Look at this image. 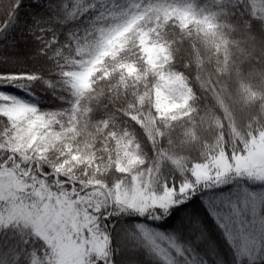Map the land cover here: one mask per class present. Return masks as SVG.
Here are the masks:
<instances>
[{
  "label": "trees",
  "instance_id": "16d2710c",
  "mask_svg": "<svg viewBox=\"0 0 264 264\" xmlns=\"http://www.w3.org/2000/svg\"><path fill=\"white\" fill-rule=\"evenodd\" d=\"M82 2L23 0L24 7L17 9L7 30L0 33V51L9 58L22 59L8 60L0 67L34 73L41 79L28 89L0 87V92L53 117V129H61L58 124L69 129L65 135L74 146L84 149L83 165L91 172L98 170L93 181L102 185L96 189L106 193L126 179L118 170L123 146L138 162L134 173L147 176L145 185H155L159 192V184L178 182L183 179L179 174L195 165L211 162L226 152L242 154L232 150L264 130V0H247L242 7H236L238 0H109L102 18L90 24L83 16L74 15ZM11 7V0H0V15L10 13ZM162 8L187 10L192 20L185 24L175 14L164 15ZM131 14H139L136 23L109 43L77 94L71 73L77 68L74 60L79 47L97 29ZM38 28L52 29L61 40L72 34L78 37L72 48L65 46L59 68L39 54ZM143 35L147 45L158 50L152 64L142 48ZM21 45L25 50L16 55L12 48ZM44 80L58 82V87L49 89ZM158 92L171 110L163 113L159 109ZM58 155L59 151L53 150L40 158L23 160L16 152L11 121L0 106V164L30 186L41 183L69 198L88 196L92 187L81 182L85 176L74 173V178H66L52 173L51 165L60 160ZM60 182L65 184L59 186ZM19 193L16 202L37 208L33 197ZM251 195L264 200V184L233 178L222 187L194 196L189 207L181 206L177 223L193 216L194 205L200 222L195 232L187 226L169 227L171 217L159 223L131 213L109 217L107 223L120 229L113 232V247L117 248V237L125 226L133 233L142 227L175 264H264V232L249 223V215L242 213L241 222L232 225L235 239L230 246L225 239L227 229L222 231L209 214L211 199L217 196L240 207ZM206 202L209 207H205ZM106 204L111 203L103 202L98 210L88 211L96 217ZM260 215L264 216V206ZM241 234L252 241L245 243L244 251ZM161 236L172 244L163 242ZM0 243L18 251L24 264H50L47 244L21 223L0 224ZM152 248L140 240L133 251L139 264H166ZM113 259L118 264L117 253Z\"/></svg>",
  "mask_w": 264,
  "mask_h": 264
},
{
  "label": "rangeland",
  "instance_id": "374dc122",
  "mask_svg": "<svg viewBox=\"0 0 264 264\" xmlns=\"http://www.w3.org/2000/svg\"><path fill=\"white\" fill-rule=\"evenodd\" d=\"M161 11L166 16L171 13L177 15L185 24L192 20L191 13L184 9L162 8ZM138 18L139 14H131L123 19H115L106 27L97 29L94 35L86 39L79 47L78 57L74 60L77 68L71 73L77 94L81 93L87 83L89 74L85 72V69L91 70L93 64L106 53L109 43L118 37L120 32L132 27ZM142 46L147 62L152 64L158 50L147 45V38L144 35ZM12 49L18 55L23 53L25 46H16ZM21 59L22 56H16L10 57L9 61L18 62ZM157 99L158 107L163 113L172 109L162 93H157ZM21 102L28 104L25 101ZM1 110L11 121L16 152L23 160L40 158L53 150L57 153L59 151L60 160L52 163V173L56 177L66 178H74L72 175L74 173L85 176V181L81 182L92 187V191L84 198L80 196L69 198L68 194L65 195L57 191L54 194L41 183L37 186L32 183V186L26 184L23 180L17 179L9 168L0 164V224L18 222L33 230L49 247L50 256L46 257V260L49 259L50 264H88L89 253L98 252L106 242L102 233L96 230L95 217L88 209L91 208L94 212L103 202L131 203L133 197L142 196L138 180V176L141 175L138 174L139 171L134 173L138 163L136 158L129 153L126 146H123L124 148L121 150L123 161L119 164L118 170L125 174L126 179L122 181L123 184L115 183L111 189L109 188L104 191L106 193H103L100 189H96L102 184L93 181L98 170L92 169L91 172L83 165L86 160L84 149L74 146V143L65 135L68 133V128L58 124L61 129L55 130L53 129V117L37 116L34 112L26 111L22 105L10 108L1 106ZM255 139H259L260 143L264 144L261 134ZM242 155L244 153L234 156ZM211 163L221 168L228 166V156L218 155ZM208 167V163H203L195 165L193 169L199 170L203 174L208 170ZM143 179L145 182L148 180L147 176H143ZM57 184L61 186L65 182ZM19 192L21 195L28 194L33 197V206H37V208L33 210L16 202ZM70 193L76 194L72 190ZM121 237L122 232L117 237V248L120 249L118 264H139L134 252L128 249ZM161 240L169 242L164 237ZM146 244L148 245L147 242ZM153 248L151 250L155 251L154 254L159 257L160 261L168 264L171 259L169 254L165 253V249L158 245H154Z\"/></svg>",
  "mask_w": 264,
  "mask_h": 264
},
{
  "label": "snow or ice",
  "instance_id": "6c2138e0",
  "mask_svg": "<svg viewBox=\"0 0 264 264\" xmlns=\"http://www.w3.org/2000/svg\"><path fill=\"white\" fill-rule=\"evenodd\" d=\"M11 3L10 13L0 15V33L7 30L12 18L16 15L17 9L24 7L23 0H11ZM108 3L109 0H83L79 8L75 10L74 15L76 18L83 16L87 24L95 23L102 18L101 14L108 7ZM246 3L247 0H238L236 7H242ZM37 32L39 35L36 38L40 42L39 54L51 59L55 67L59 68L61 66V54L64 52L65 46L72 48L74 41H77L78 37L72 34L67 39L61 40L52 29L38 28ZM48 33H51V35H48ZM8 60L9 57L0 51V65L7 64ZM40 79V76L34 73L15 72L0 67V81L10 82L0 83V87L3 88L19 87L24 90L30 88L32 84ZM43 83L49 89H55L59 84L49 80H44ZM16 105L24 106L26 111L34 112L37 116L47 115V113L39 111L36 106L22 103L8 93L0 92V106L10 108ZM261 139H264V130H261ZM237 151L244 153V155L234 156L232 153H225L229 160L228 166L217 167L209 161L208 170L203 172V174L199 170L189 168V170L179 174L183 179L178 182L174 183L169 180L168 183L163 181L162 184H159V192L151 186H146L142 175L138 176L139 191L142 192V196L133 197L131 203L113 202L112 204H106L96 213V230L102 233L106 242L98 252L89 253L88 264H115L113 255L114 253L118 254L120 249L113 247V232L120 229H117L111 223H107L109 217L120 216L122 213H131L139 215L141 218L146 217L149 221L155 220L157 223L171 217L172 225H169V227L187 226L195 232L200 228V222L195 218L194 205L192 206L193 216L179 224L177 223L180 219L179 213L183 211L181 206L189 207L188 202L194 196L201 192H211L215 188L222 187L233 178H246L249 182L264 184V144H261L259 139L253 138L251 141L245 139L242 147L232 150L233 153ZM119 183L123 184L122 181H119ZM150 184L151 176L149 174ZM262 206H264V200H258L254 195H251L247 200H242L240 207H237L235 203L229 205L227 197L217 196L211 199L209 214L222 231L227 229L225 231V239L229 241L231 246L235 239L232 234V225L241 222L242 213L251 217L249 221L251 225L260 232H264V216L260 215ZM205 207H209L207 202ZM173 209L176 211L173 212ZM121 238L130 251L137 250L141 239L154 246V241L147 236L142 227H138L136 232L133 233L125 226ZM246 242L251 243L252 241L241 234V251H244ZM0 264H24V257L14 248H8L3 243H0ZM168 264H175V262L169 260Z\"/></svg>",
  "mask_w": 264,
  "mask_h": 264
},
{
  "label": "clouds",
  "instance_id": "9594fccd",
  "mask_svg": "<svg viewBox=\"0 0 264 264\" xmlns=\"http://www.w3.org/2000/svg\"><path fill=\"white\" fill-rule=\"evenodd\" d=\"M85 72L86 73H88V74H91V70H88V69H85ZM226 155V154H225ZM140 163H143L144 161L143 160H141V161H139ZM209 161H206V163H208ZM189 170V169H188ZM133 179L135 180V177H133ZM153 188L155 187V185L154 186H152Z\"/></svg>",
  "mask_w": 264,
  "mask_h": 264
}]
</instances>
